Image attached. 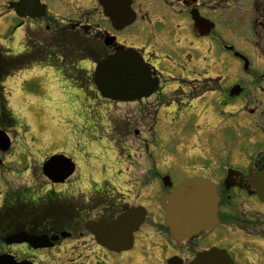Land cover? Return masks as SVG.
<instances>
[{"label": "flooded vegetation", "instance_id": "obj_1", "mask_svg": "<svg viewBox=\"0 0 264 264\" xmlns=\"http://www.w3.org/2000/svg\"><path fill=\"white\" fill-rule=\"evenodd\" d=\"M117 1L119 11L113 9L107 16L101 0H72L69 6L74 13L64 18L62 26L49 14L42 19H22L21 25L32 23L28 26L34 32L31 40L42 43L30 51L31 66L56 70L70 87L102 100L112 109L114 105L137 103L133 110L145 111V103L154 98L156 109L169 114L164 116L166 119L176 120V111L196 110L209 115L212 110L209 133L225 134L227 139L228 132L232 133L237 144L229 161L215 170L224 174L229 168L241 171L232 178L236 184L233 187L226 189L218 183V228L225 224L227 231L216 236V228L177 244L170 238L160 200L157 206H150L149 202L139 201V193L135 196L106 181L77 184L79 164L64 151L55 154L71 157L76 170L65 182L53 183L43 175L42 168L52 154L42 155L37 162L35 147L21 132L22 122L8 104H1L0 95V131L9 137L5 149L0 148V256L32 264H50L49 258L54 256L63 257V264H168L172 258L175 264H193L199 252L213 247L243 254L246 244L264 238V234L252 232L258 223L244 217L247 211H242L240 217L236 214V208L257 210L248 199L255 198L264 206L252 180L264 168V64L257 63L251 53L264 56V0H199L195 11L174 0ZM198 12L213 23L205 35L195 31L194 14L198 16ZM218 28L232 39L219 36L221 53H215L210 45L197 56L193 40H214L211 37ZM51 30H62L64 35L55 54L45 51L48 46L42 39L43 31ZM130 49L150 66L153 78H159L156 92L130 102L101 98L93 83L97 63ZM23 52L18 57L25 63ZM217 104L229 118L222 120ZM233 122L236 127L231 125ZM253 146L260 147L254 156ZM212 152L219 156L217 151ZM159 186L160 196L173 189L163 182ZM130 210H135L136 216L146 212L134 233L132 248L117 251L102 245L94 234L101 229V222L111 223ZM237 260L253 264L247 256L238 255Z\"/></svg>", "mask_w": 264, "mask_h": 264}, {"label": "rangeland", "instance_id": "obj_2", "mask_svg": "<svg viewBox=\"0 0 264 264\" xmlns=\"http://www.w3.org/2000/svg\"><path fill=\"white\" fill-rule=\"evenodd\" d=\"M8 1L0 0V45L15 55L24 51L25 31L32 23L26 21L21 25L22 19L13 10L7 9ZM43 1L48 6V14L57 19L67 18L74 13L69 6L72 0ZM219 28L211 37L214 40H193L197 46L194 51L197 56L205 53L210 45L215 53L223 51L219 36L229 41L232 36L225 35ZM59 38L62 40L64 36L60 35ZM251 53L257 57V63L264 64L263 55L258 52V57L252 50ZM55 71L50 67L34 66L12 74L5 82L6 94H10L8 104L22 122L21 132L30 138V144L35 147L33 151L37 162L44 154L64 151L74 156L79 164L77 184L106 181L135 196L139 193L140 197L142 195L139 201L149 202L150 206H157L158 191L162 189L159 176L164 174L171 175L175 184L192 177L222 182L224 173L215 170V167L229 161L237 144L232 133L228 132V139L225 134L212 136L209 133L211 122L208 118L212 117V110L209 115L196 110L176 111L173 113L176 120L172 117L166 119L164 116L169 114L156 109L154 98L145 103L148 105L145 111H134L137 103L114 105L112 109L102 100L98 102V98L87 97L70 87ZM217 108L222 120L230 117L222 114L220 104H217ZM231 125L236 127L235 122ZM136 130H139L138 135L135 134ZM110 139L116 142V146ZM259 148L253 146V156ZM116 149H120L121 153ZM212 151L219 152V156ZM247 202L257 210L236 208V214L240 217L242 211H247L244 217L258 223L252 232L264 234V206L255 198ZM224 226L218 228L216 236L226 233ZM248 244L264 254V238ZM229 254L235 264H241L237 260L239 251H229ZM63 259L54 256L49 258V263L63 264ZM118 264H123V261ZM260 264H264V261Z\"/></svg>", "mask_w": 264, "mask_h": 264}, {"label": "water", "instance_id": "obj_3", "mask_svg": "<svg viewBox=\"0 0 264 264\" xmlns=\"http://www.w3.org/2000/svg\"><path fill=\"white\" fill-rule=\"evenodd\" d=\"M107 1V4L102 0L101 3L105 7V13L109 16L112 1ZM177 1H183L184 4L191 6L196 0ZM9 6L14 8L20 17L31 18L43 17L47 9L41 0H18L11 2ZM158 81V78H152L151 68L134 50L123 51L107 57L98 63L95 70V84L102 96L117 101H135L149 97L156 91ZM3 137V133L0 131V144L3 143ZM67 160L64 156H54L45 164L44 170L51 177H63L64 172L56 171L52 175L50 172L58 164L64 163V171L73 167L74 164L71 160ZM235 173L236 171L229 170L225 180L227 188L234 185L230 179ZM256 182L255 187L258 190V195L264 202V170L257 175ZM163 183L168 187L173 185L169 175L163 177ZM161 202L167 214L166 224L169 227L170 236L179 244L190 240L201 232L212 231L219 223L220 196L217 185L209 179L202 177L185 179L172 191L165 192ZM130 213L133 214V212ZM120 220L118 224L113 223L104 227V234L99 237V240L107 244L112 240L117 249H129L133 242V232L140 224L141 219H136L134 215H127ZM112 229H117L118 234L110 239L108 232ZM205 262L208 264H235L226 250L216 248L199 253L194 263ZM0 264L27 263H17L11 256H1Z\"/></svg>", "mask_w": 264, "mask_h": 264}, {"label": "trees", "instance_id": "obj_4", "mask_svg": "<svg viewBox=\"0 0 264 264\" xmlns=\"http://www.w3.org/2000/svg\"><path fill=\"white\" fill-rule=\"evenodd\" d=\"M33 33H34L33 31H28V33L26 34L25 41H24L25 51L23 52L22 56L27 58L26 60L27 62L25 63H23L24 61H20L19 57L16 54L12 55L10 54V51H7L4 48H0V95H1L2 102H4V93L2 92L1 89H2V81L4 80V78L11 72H14L25 66L31 65L32 55H30L31 53L30 51L34 50L38 46L41 47L40 45L42 43L38 45V44H35L33 40H31ZM54 36H56V34H54ZM59 40L57 38H50L49 41L52 42V44L50 43V45H55V48L57 47L60 48L62 44L61 38H59ZM54 49L49 50V52H51L50 54H55L56 50L54 51ZM42 62H45V59L42 60Z\"/></svg>", "mask_w": 264, "mask_h": 264}]
</instances>
